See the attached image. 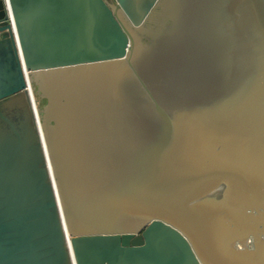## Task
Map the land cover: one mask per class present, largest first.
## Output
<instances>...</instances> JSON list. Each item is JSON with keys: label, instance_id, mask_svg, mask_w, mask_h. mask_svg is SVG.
Segmentation results:
<instances>
[{"label": "water", "instance_id": "obj_1", "mask_svg": "<svg viewBox=\"0 0 264 264\" xmlns=\"http://www.w3.org/2000/svg\"><path fill=\"white\" fill-rule=\"evenodd\" d=\"M0 264H264V0H0Z\"/></svg>", "mask_w": 264, "mask_h": 264}, {"label": "trees", "instance_id": "obj_2", "mask_svg": "<svg viewBox=\"0 0 264 264\" xmlns=\"http://www.w3.org/2000/svg\"><path fill=\"white\" fill-rule=\"evenodd\" d=\"M33 87L36 89V85L33 84ZM36 101L40 109H42L46 104V100H41L38 96H36Z\"/></svg>", "mask_w": 264, "mask_h": 264}, {"label": "built area", "instance_id": "obj_3", "mask_svg": "<svg viewBox=\"0 0 264 264\" xmlns=\"http://www.w3.org/2000/svg\"><path fill=\"white\" fill-rule=\"evenodd\" d=\"M30 87H32L31 85H30ZM31 89V88H30ZM35 110L37 111V105H36V102H35Z\"/></svg>", "mask_w": 264, "mask_h": 264}, {"label": "flooded vegetation", "instance_id": "obj_4", "mask_svg": "<svg viewBox=\"0 0 264 264\" xmlns=\"http://www.w3.org/2000/svg\"><path fill=\"white\" fill-rule=\"evenodd\" d=\"M108 2H110V3H112L113 2V0H107Z\"/></svg>", "mask_w": 264, "mask_h": 264}]
</instances>
